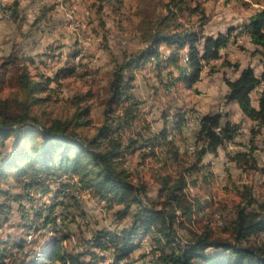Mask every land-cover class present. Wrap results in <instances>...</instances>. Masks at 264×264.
<instances>
[{
    "label": "trees",
    "instance_id": "obj_1",
    "mask_svg": "<svg viewBox=\"0 0 264 264\" xmlns=\"http://www.w3.org/2000/svg\"><path fill=\"white\" fill-rule=\"evenodd\" d=\"M11 16L20 19L17 1ZM162 23L146 29L144 46L124 51L121 60L116 62L104 121L90 137L75 129L78 119L89 114L87 107L79 108L72 118L43 120L33 111L35 102L47 98L37 94L51 90V82L66 75L67 66L60 68L55 77L38 73L37 79L21 56L11 52L2 57V73H9L19 57L24 61L14 69L13 76L21 92L0 97V184L11 178L14 186L19 187L18 191L0 187L3 196L0 229L9 220L14 209L10 201H13L21 212L22 226L30 228L33 236L28 238L29 231L20 237L12 234L0 237V264H145L142 261L145 255L136 257L134 252L142 238L150 233L167 239L156 249L154 264H264V241L250 242L253 235L264 233V196L260 199L252 192L228 224L226 235L206 227L193 231L178 246L173 245L175 225L183 223L179 218L191 220L195 210V201L187 192L188 183L197 184L201 174L206 182L211 180L213 173L204 158L209 153L217 154L226 140L233 139L238 126L224 120L220 111L201 114L196 124L194 158L182 159L175 136L169 137L172 132L182 131L191 110L189 106L179 105L172 91L182 82L192 87L201 74L203 61L219 58L228 36L202 37L192 30H170L167 23ZM248 28L253 40L264 45V11L251 18ZM162 46L167 47V56ZM184 52L189 58L186 63ZM149 62L159 68L153 94L172 98L162 110V126L154 130L150 123L144 124L145 130L137 129L143 115L141 101L134 93L135 71ZM169 66L174 70L167 69ZM165 68L166 74L160 75ZM236 68L240 69L239 63ZM261 82L254 67L247 65L234 79L226 78L225 98L237 102L244 114L264 124V89L258 105L251 97ZM127 127L136 129L126 136ZM159 147L168 149L171 160L178 162L180 170L161 175L158 192L161 198L156 202L149 198L144 183L134 181L124 161L129 152L146 150L155 155ZM248 152H238L236 160L249 157L256 163V156ZM71 178L77 179L69 182ZM80 187L105 200L109 207L123 205L116 210L117 218L122 220L130 215L131 224L117 230L96 231L87 237L82 249L67 247L65 240L71 234L56 224L55 212L62 205L60 215L67 219L70 212L64 210V199L67 196L76 199L74 189ZM45 197L48 198L44 200ZM23 199L29 201L30 207L22 203Z\"/></svg>",
    "mask_w": 264,
    "mask_h": 264
},
{
    "label": "rangeland",
    "instance_id": "obj_2",
    "mask_svg": "<svg viewBox=\"0 0 264 264\" xmlns=\"http://www.w3.org/2000/svg\"><path fill=\"white\" fill-rule=\"evenodd\" d=\"M16 1L19 2L20 9V19L17 20L11 16ZM49 7L54 11L59 9L55 11L56 17L51 13L53 10H47ZM262 11L264 0H0V62L3 56L11 52L25 59V56L20 55L22 52L14 41L21 35L22 30L33 29L31 31L35 33L34 38L38 35L41 42V47L33 52L34 55L37 58L42 56L51 63L47 67L42 65V68L50 71L51 77H55L60 67H68L66 75L51 82V90L37 94L39 97L47 95V98L35 102L33 111L43 120L50 117L72 118L79 108L87 107L89 114L78 119L79 124L75 129L90 137L104 121L116 62L121 60L124 51L135 50L146 44L143 40L146 29L156 27L163 20L162 25L167 23L170 30H192L202 37L228 36L226 45L220 50V57L203 61L201 74L192 87H187L182 82L172 91V95L178 99L176 102L183 103L184 106L189 104L191 110L182 131L172 132L169 137L171 139L175 136L182 159L194 158L192 151L197 145L198 122L190 125L189 118L205 112L220 111L224 120H231L238 126L235 137L226 140L217 154L209 153L205 156L204 163H208L209 170L213 173L211 180L206 182L201 174L197 184L191 181L188 183L187 192L195 201V210L191 220L180 217L179 220L183 219V223L175 225L173 245L178 246L193 231H202L206 227L226 235L228 224L235 218L249 192L263 199L264 124L244 114L238 103L225 98L228 87L226 78L234 79L238 76L237 63H253L262 79L259 89L253 94V102L256 105L260 102L264 89V45L253 40L248 25L251 18ZM62 29L70 36V54L62 49L64 43L60 39L53 38ZM15 34L18 35L15 37ZM23 40L28 42V37H23ZM203 42L204 38L200 41L201 46ZM26 46L30 47L29 42ZM61 51H66L64 56L67 59L61 58L59 63H55V56ZM167 55L168 53L165 54ZM21 57L11 66L9 73L0 71V97L21 92L13 77L14 69L24 61ZM65 59L66 62H63ZM28 66L36 78L38 73H44L42 68ZM71 69L74 71H70ZM158 70L153 62L136 69L138 76L134 93L141 101L140 113L144 119H139L137 129H143L145 123H150L153 130L161 127L163 120L159 107L165 108V103L172 99L164 98L162 103L159 97L155 102L148 100L147 86L150 87V83L155 84ZM135 129L127 127L124 134L131 135ZM157 151L159 153L155 155L146 150L129 152L124 161L134 181L144 183L149 198L156 202L161 198L158 193L161 188V175L180 170L178 162L171 160L172 155L167 148L159 147ZM240 151H251L248 153L256 156V163L249 157L237 161L235 154ZM144 153H148L147 156ZM74 179L77 178H71L69 182ZM8 180H3L0 187H11L12 191H18L19 187L14 186L13 180ZM74 192L76 199L69 196L64 199V210L70 212L69 217L64 219L60 215L61 219L58 220L57 217L56 221L61 229L71 234L65 240L67 247L82 249L87 237L96 231L103 228L117 230L131 224L130 215L122 220L117 218L116 210L123 205L109 207L105 200L85 188H76ZM2 199L3 196L0 195V201ZM10 203L14 209L10 212L9 220L0 229V237L8 234L20 237L29 233L30 228L22 226L17 203ZM22 203L30 207L27 199H23ZM61 207L55 213L60 214ZM31 232L28 238H32ZM166 241L158 233L145 235L134 255L137 257L144 254L145 260L142 261L145 264H154L156 249L160 243ZM252 241L261 243L264 241V233L253 235L250 238V242ZM107 251L103 252L107 254Z\"/></svg>",
    "mask_w": 264,
    "mask_h": 264
},
{
    "label": "crops",
    "instance_id": "obj_3",
    "mask_svg": "<svg viewBox=\"0 0 264 264\" xmlns=\"http://www.w3.org/2000/svg\"><path fill=\"white\" fill-rule=\"evenodd\" d=\"M21 1V0H20ZM46 1V0H45ZM49 2V1H48ZM39 3V2H38ZM83 7V6H82ZM82 7H80V9L82 8ZM49 9H51V10H53L51 7H49L47 10H49ZM56 10H59L58 8L56 9ZM55 10V11H56ZM25 11H27V10H25ZM50 11V10H49ZM55 11L53 10L51 13L52 14H54V16H55ZM45 14H47V12H45ZM44 14V15H45ZM33 17V19H35V16H32ZM48 17H50V15H49V13H48ZM56 17V16H55ZM28 20H29V17H28ZM59 23H61V22H59ZM32 28H34V27H32ZM31 30H33V29H31ZM31 30H29V29H27V30H22L21 31V35H19V36H17L16 34H15V37L17 36V38H16V41H14L15 42V44L20 48V50H21V54L20 55H23V56H25V59H26V61H27V63L29 64V65H34L35 67H38V68H42V65H45L46 67L48 66V65H50L51 63H49L48 62V60H46V58H42V56L40 57L39 56V58H37V56L36 55H34L35 53H33L34 51H36L37 52V50L36 49H39L40 47H41V42H40V37H38V35H37V38H34V35H35V33L33 32V31H31ZM33 32V33H32ZM23 37H28V42H29V45H30V47L29 48H27V43L28 42H25L24 40H23ZM53 38H58V39H60L61 41H62V43H64V46H62V49H64V50H67V51H69V49H68V45H69V43L68 42H70V36H69V34L68 33H65V31L62 29V31L60 32V33H58V34H56L55 36L53 35ZM167 47H164V46H162V51H163V54H166V53H169L168 51H167V49H166ZM27 49V50H26ZM66 52V51H65ZM64 51H61L57 56H55V59H54V61H55V63H59V61L61 60V58H66L67 59V56H64L66 53H65ZM69 54H70V51H69ZM68 57H69V55H68ZM66 59L63 61V62H66ZM247 65H251V66H253L254 67V69H255V72H256V74L257 75H259V73H258V71H257V67H255L254 66V64L253 63H250V64H247ZM247 65H245L244 63L243 64H240V69H237L238 71H239V73H240V70L243 68V67H245V66H247ZM60 68H62V67H60ZM59 68V69H60ZM46 69H48V68H46ZM137 69H140V68H137ZM167 69H170V70H174V67L173 66H169ZM167 69H163L162 70V73L160 72V75H165L166 74V72H167ZM42 70H43V72L45 73V74H47V75H50V76H52V73L50 72V71H45L43 68H42ZM56 70V69H55ZM136 72V76H138V71H135ZM56 73H57V71H56ZM159 73V70L158 71H156V76H157V74ZM137 79V78H136ZM262 83V82H261ZM151 85H150V87L149 86H147V95H149L148 96V100H149V102H152L153 100H154V102L156 101V99L159 97V98H161L160 99V103H162L163 101H162V99H166L167 97L165 96V95H162L161 97L160 96H155L154 94H153V88H152V86H153V83H150ZM155 84H158L157 83V81L155 82ZM154 84V85H155ZM258 89H259V86L257 87ZM255 89L252 93H251V97H252V101H254V98H253V94H255V92H256V90H258V89ZM228 91V87H227V90H225V92H227ZM178 100V99H177ZM237 103V102H236ZM254 103V102H253ZM179 104V103H178ZM179 105H183V103L182 104H179ZM239 105V104H238ZM185 106L187 107V106H190L189 104H185ZM191 106H193V105H191ZM240 107V106H239ZM241 109V108H240ZM159 110L160 111H162L163 110V107H159ZM158 149V148H157Z\"/></svg>",
    "mask_w": 264,
    "mask_h": 264
},
{
    "label": "bare ground",
    "instance_id": "obj_4",
    "mask_svg": "<svg viewBox=\"0 0 264 264\" xmlns=\"http://www.w3.org/2000/svg\"><path fill=\"white\" fill-rule=\"evenodd\" d=\"M78 58H79V56H78ZM77 58V59H78ZM188 55H187V53L185 52V55H184V57H183V62H187L188 61ZM185 60V61H184ZM200 118H201V114H199V115H197V116H194V117H192V118H189V119H195L194 120V122H191V123H189L190 125H194L195 123H197L199 120H200Z\"/></svg>",
    "mask_w": 264,
    "mask_h": 264
},
{
    "label": "built area",
    "instance_id": "obj_5",
    "mask_svg": "<svg viewBox=\"0 0 264 264\" xmlns=\"http://www.w3.org/2000/svg\"><path fill=\"white\" fill-rule=\"evenodd\" d=\"M82 48V47H81ZM80 57V56H79ZM195 119H188V123H191V122H194ZM57 214V217H58V220L61 219V216L59 213H56Z\"/></svg>",
    "mask_w": 264,
    "mask_h": 264
}]
</instances>
